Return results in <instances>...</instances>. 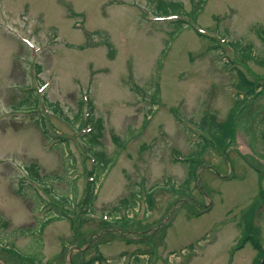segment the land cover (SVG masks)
<instances>
[{
	"label": "rangeland",
	"instance_id": "obj_1",
	"mask_svg": "<svg viewBox=\"0 0 264 264\" xmlns=\"http://www.w3.org/2000/svg\"><path fill=\"white\" fill-rule=\"evenodd\" d=\"M172 1L196 20L175 28L158 0H0V264L262 262L264 0ZM28 87L64 141L17 107ZM86 97L111 159L92 189L86 130L65 120ZM211 115L233 119L223 144Z\"/></svg>",
	"mask_w": 264,
	"mask_h": 264
},
{
	"label": "trees",
	"instance_id": "obj_2",
	"mask_svg": "<svg viewBox=\"0 0 264 264\" xmlns=\"http://www.w3.org/2000/svg\"><path fill=\"white\" fill-rule=\"evenodd\" d=\"M203 1V0H202ZM201 5V4H200ZM200 8L195 7L189 11H185L183 9V5L181 2L179 1H172V0H158V4H157V12L156 15L159 16H171V15H175V19H173V21H171L175 28L180 29L182 28L185 24H189L190 20L195 21L198 15ZM190 25V24H189ZM200 34V33H199ZM244 51H246L245 48L242 49V53L244 54ZM239 77H240V82L238 83V87L239 88H243L245 90H247L248 92H252V88L254 89L253 83H251L250 81H248L247 79L245 80V77L243 75H241V73H239ZM26 90V97L24 99H22V101L19 103V105H17V107H22L23 110H26L29 114H31L34 117L35 123L36 125L39 127V129L41 130V132L43 133V135L47 138V139H57L59 138V142H62L65 140V138L63 137H59L58 135L51 133L50 131H48L47 128V124L45 121V115L43 113H39L40 110V105H39V100L37 95L32 91V87H28L25 89ZM159 90L158 88H156L155 91V95L158 96ZM246 94H248L246 92ZM241 100V99H240ZM85 101V102H84ZM50 106L51 108H53V110H57L58 109V105H56L55 103H51L48 102L47 100L44 102L45 106ZM85 103V104H84ZM91 103L88 99V97H86L85 99L83 98L82 100H80L79 102V112L74 116V118L69 117L68 115H65V120L68 121L72 126H74V124H77V128L78 129H85L86 131H83V134L81 135V139L83 140L84 143H86V146L89 147V150L92 149V154L93 157L95 156V163L93 168L91 169V171L89 172V174H91L90 176L93 177L91 178V180H93V182H89L88 184L91 185V189L93 188L92 186H94V182L96 181L95 176L99 175L104 168H106V166L111 162L110 158H105V155L102 151H93L94 148L93 146H101V138H102V131H103V119L101 117H97L95 118L91 112ZM86 110V114L85 111ZM209 122L204 121L203 125L205 130L207 131V134H209V140H215L216 143L218 144H223L224 142H226L230 137H231V133H232V118L229 116L228 119L226 120V122L224 123H216L214 116H210L209 118ZM58 140V139H57ZM211 142L206 141L203 143V141H201V143H199V145L201 146L200 151H198L197 153H195L194 156H192L191 158H188L187 160L191 161V165L189 167V171L187 174V177L185 179V186H188V183L191 182L194 179V173L195 170L197 169L198 165L202 164V150L204 149V147L206 145H211ZM90 152V153H91ZM27 171L28 174L30 175V177L32 178V180H38V173H37V165L36 164H31L27 167ZM95 174V176H94ZM93 197V194H91L90 198H86L85 200V204L86 205H91V198ZM121 205H125L126 207L134 208L136 206V199L133 197V199L128 200L127 198H122L119 200L118 202V206ZM117 206V207H118ZM117 209V208H116ZM249 213V215H251V213L249 211H247L245 213L244 216H247V214ZM104 223L108 222V220H103ZM251 232L253 233H257V229H253L251 230ZM12 252V251H10ZM14 253L16 251H13ZM17 255V257L19 256V253H15ZM34 258H36L35 256H31L30 258H28V256H21L20 257V261H31L34 260ZM32 259V260H31ZM93 262V261H90ZM90 262L84 263V264H88Z\"/></svg>",
	"mask_w": 264,
	"mask_h": 264
},
{
	"label": "water",
	"instance_id": "obj_3",
	"mask_svg": "<svg viewBox=\"0 0 264 264\" xmlns=\"http://www.w3.org/2000/svg\"><path fill=\"white\" fill-rule=\"evenodd\" d=\"M264 260V259H263Z\"/></svg>",
	"mask_w": 264,
	"mask_h": 264
}]
</instances>
